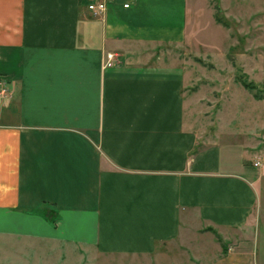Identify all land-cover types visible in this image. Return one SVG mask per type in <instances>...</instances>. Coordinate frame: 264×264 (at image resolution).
<instances>
[{
    "label": "crops",
    "instance_id": "crops-1",
    "mask_svg": "<svg viewBox=\"0 0 264 264\" xmlns=\"http://www.w3.org/2000/svg\"><path fill=\"white\" fill-rule=\"evenodd\" d=\"M189 3L0 0V264H264L245 155L199 142L183 70L148 63Z\"/></svg>",
    "mask_w": 264,
    "mask_h": 264
},
{
    "label": "rangeland",
    "instance_id": "rangeland-1",
    "mask_svg": "<svg viewBox=\"0 0 264 264\" xmlns=\"http://www.w3.org/2000/svg\"><path fill=\"white\" fill-rule=\"evenodd\" d=\"M152 51L148 63L183 70V94L199 142L228 143L236 155H245L257 203L242 233L247 242L240 245L254 244L263 260L264 160L259 167L252 163L264 157V92L248 90L239 77L264 86V0H190L183 41Z\"/></svg>",
    "mask_w": 264,
    "mask_h": 264
},
{
    "label": "built area",
    "instance_id": "built-area-1",
    "mask_svg": "<svg viewBox=\"0 0 264 264\" xmlns=\"http://www.w3.org/2000/svg\"><path fill=\"white\" fill-rule=\"evenodd\" d=\"M110 1L112 0H87L86 8L92 15L99 16L105 13L108 7V3ZM128 6H129L128 3H123V7H128ZM0 90H1L0 94H2L4 90L2 85L0 87ZM263 160H264V157L258 156L253 160L252 165L254 167H259L261 166Z\"/></svg>",
    "mask_w": 264,
    "mask_h": 264
},
{
    "label": "trees",
    "instance_id": "trees-1",
    "mask_svg": "<svg viewBox=\"0 0 264 264\" xmlns=\"http://www.w3.org/2000/svg\"><path fill=\"white\" fill-rule=\"evenodd\" d=\"M239 81L241 82V84L245 88H247L250 91H254L255 92L256 90H258L260 92H262V91L264 92V86L263 85L260 86V84L254 82L252 80H248L246 75H243V76L239 77ZM255 96L260 98L262 95H259V94L255 93Z\"/></svg>",
    "mask_w": 264,
    "mask_h": 264
}]
</instances>
